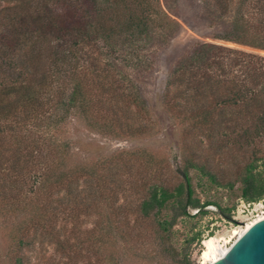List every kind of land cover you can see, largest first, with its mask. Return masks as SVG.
Here are the masks:
<instances>
[{
  "label": "trees",
  "instance_id": "trees-1",
  "mask_svg": "<svg viewBox=\"0 0 264 264\" xmlns=\"http://www.w3.org/2000/svg\"><path fill=\"white\" fill-rule=\"evenodd\" d=\"M210 1L214 16L230 19L228 30L214 39L264 50V0ZM160 3L0 0V203L14 211L34 208L41 221L32 224L34 233L16 240L13 264H32L27 253L35 245L52 243L57 251L63 245L54 224H41L45 220L78 216L100 201L122 207L120 172L136 153L117 154L103 167L70 168L65 165L68 145L51 133L71 116L117 138L151 129L144 99L118 65L144 63L142 52L169 18ZM163 103L187 131L207 127L203 135L209 141L257 142L264 136V57L199 43L174 65ZM259 160L253 158L227 178L187 154L166 184L137 176L135 221L151 224L156 249L167 264H192L188 249L200 240L197 233L187 235L177 247L173 228L179 220L202 216L214 205L231 220V209L200 201L190 171L216 187L232 190L239 184L238 198L249 204L264 198V160L257 171Z\"/></svg>",
  "mask_w": 264,
  "mask_h": 264
},
{
  "label": "rangeland",
  "instance_id": "rangeland-1",
  "mask_svg": "<svg viewBox=\"0 0 264 264\" xmlns=\"http://www.w3.org/2000/svg\"><path fill=\"white\" fill-rule=\"evenodd\" d=\"M160 2L162 8L169 9V18L161 21L160 31H155V39L142 52L144 63L135 67L126 66V63L118 65L144 99L151 129L136 137L117 138L88 128L82 119L71 116L51 133L55 139L68 145L65 165L70 168H90L95 165L103 167L117 154L136 153L129 159L127 168L120 172L122 192L119 193L118 204L122 207L116 210L109 201H100L88 210L78 212V216L68 218L59 214L55 223L48 218L49 221L45 220L41 224H54L60 241L64 243L58 251L52 243L35 245L32 252L27 253L32 264H167L158 254L151 224L140 221L137 223L132 212L133 203L141 188L136 182L138 175H149L151 180L157 183L164 181L166 184L173 177V171L182 165L187 154L205 161L212 172L222 177H234L253 158L260 159L257 171L263 170L264 136L249 145L243 142L209 141L203 135L208 132V128L187 131L186 125L175 119L166 108L163 95L174 65L199 43L224 45L261 57H264V50L214 39L215 35L228 30L230 19L214 16L210 0ZM190 175L195 195L201 202L210 201L224 210L231 209V220L220 215L219 208L215 205L207 206L202 216L194 215L196 211L193 210L192 218L179 220L173 228L177 247L187 235H200V240L188 249V257L192 264H202L203 241L215 237L227 241L229 246L234 240L233 231L239 230L246 222L264 212V198L248 204L238 198L239 184L229 190L216 187L194 171H190ZM49 201L50 198L47 197V202ZM50 204L55 203H47V206ZM47 209L50 211L52 207ZM33 210L34 208L29 207L25 210H8L0 203V264H13L16 240L21 234L27 232L30 236L35 232L32 224L41 221L37 220ZM39 213L45 214L44 211Z\"/></svg>",
  "mask_w": 264,
  "mask_h": 264
},
{
  "label": "water",
  "instance_id": "water-1",
  "mask_svg": "<svg viewBox=\"0 0 264 264\" xmlns=\"http://www.w3.org/2000/svg\"><path fill=\"white\" fill-rule=\"evenodd\" d=\"M211 264H264V218L255 221Z\"/></svg>",
  "mask_w": 264,
  "mask_h": 264
},
{
  "label": "bare ground",
  "instance_id": "bare-ground-1",
  "mask_svg": "<svg viewBox=\"0 0 264 264\" xmlns=\"http://www.w3.org/2000/svg\"><path fill=\"white\" fill-rule=\"evenodd\" d=\"M264 218V212L255 216L249 222H246L239 230L233 231V241L227 246V241L209 237L203 241V251L201 253L202 264H211L221 258L230 248V246L240 237L255 221Z\"/></svg>",
  "mask_w": 264,
  "mask_h": 264
},
{
  "label": "built area",
  "instance_id": "built-area-1",
  "mask_svg": "<svg viewBox=\"0 0 264 264\" xmlns=\"http://www.w3.org/2000/svg\"><path fill=\"white\" fill-rule=\"evenodd\" d=\"M263 212V211H262Z\"/></svg>",
  "mask_w": 264,
  "mask_h": 264
}]
</instances>
